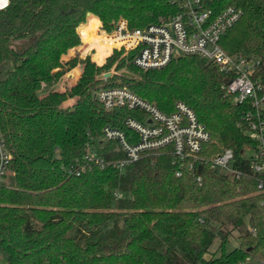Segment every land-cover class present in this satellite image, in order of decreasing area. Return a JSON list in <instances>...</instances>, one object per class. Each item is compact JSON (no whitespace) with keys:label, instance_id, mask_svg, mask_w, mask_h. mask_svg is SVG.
Masks as SVG:
<instances>
[{"label":"trees","instance_id":"1","mask_svg":"<svg viewBox=\"0 0 264 264\" xmlns=\"http://www.w3.org/2000/svg\"><path fill=\"white\" fill-rule=\"evenodd\" d=\"M178 2L9 0L0 9V133L12 156L0 184V250L7 264H240L263 255L264 191L242 158L253 143L243 121L250 108L225 96L231 76L198 56L148 71L133 64L135 52L115 51L102 67L85 59L98 40L113 42L97 36L96 18L81 26L88 15L108 32L120 20L145 28L176 15ZM215 3L217 12L228 6L243 11L221 46L264 60V0ZM13 41L24 42L23 50ZM78 65L76 80L49 89ZM114 65L115 73L100 79ZM116 88L166 114L177 103L188 105L212 137L205 158L232 149L243 175L232 178L167 153L145 155L122 171L110 165L69 172L92 147L107 161L124 157L116 141L102 139L103 130H122L130 140L124 122L140 114L106 111L95 97ZM233 232L238 245L227 252Z\"/></svg>","mask_w":264,"mask_h":264},{"label":"built area","instance_id":"2","mask_svg":"<svg viewBox=\"0 0 264 264\" xmlns=\"http://www.w3.org/2000/svg\"><path fill=\"white\" fill-rule=\"evenodd\" d=\"M216 0H179L176 15L160 18L158 23L145 28L131 29L120 20L112 33L103 32L98 27L99 38H107L113 47L104 62L114 50L125 55L135 52L133 64L144 71L161 69L174 59L184 56H198L213 62L221 72L229 74L231 80L224 87L225 96L236 105L247 104L250 110L244 116V123L250 140L251 154L242 155L249 165V173L258 181V188L264 191V60L252 54H229L221 40L242 18L243 11L228 6L216 11ZM79 33V32H78ZM94 52V54H93ZM97 49L93 47L85 56L91 57L98 67L104 63L96 61ZM94 57V58H93ZM95 97L106 111L118 108L138 112L139 118L128 117L124 124L133 132L130 138L122 130L105 127L102 139L116 141L124 157L105 160L99 156L96 147L89 148L81 159H76L67 167L69 172L84 171L94 166L105 169L115 165L124 170L145 155L167 153L176 161H198L209 164L210 168L232 178H239L243 172L235 166L236 158L232 149H224L209 159L205 150L212 137L196 113L186 104L177 103L173 112L166 114L156 105L127 89H101ZM245 146V147H246ZM2 134L0 133V184L5 181L11 161ZM190 170L193 166L190 165ZM178 176L180 173L177 174ZM197 181L201 183V178ZM122 199L121 193L115 195ZM264 264V255L250 257L240 264L252 261Z\"/></svg>","mask_w":264,"mask_h":264},{"label":"rangeland","instance_id":"3","mask_svg":"<svg viewBox=\"0 0 264 264\" xmlns=\"http://www.w3.org/2000/svg\"><path fill=\"white\" fill-rule=\"evenodd\" d=\"M89 16V15H88ZM100 21V20H99ZM88 23V21H86V23H84L82 26H84V25H86ZM100 25H99V27H101L100 29L104 32H107L108 34H110V33H112V31H110V32H108L107 30H105L104 28H103V24L101 23V21H100V23H99ZM81 27V26H80ZM80 27L78 28V30L80 29ZM80 35V34H79ZM80 38H81V45L79 46V47H81V46H83L84 45V41H83V39H82V37H81V35H80ZM12 44L14 45V47L15 48H17L18 50H20V51H22L23 50V48L25 47V44H24V42H21V41H13L12 42ZM111 43L108 41V40H103V39H101V40H98L97 41V51H98V53H97V58H98V62L99 63H102L103 62V60H104V58H105V56L108 54V51H109V48L111 47ZM79 47H77V48H75V49H73V50H71V51H75V50H77ZM115 51H118V50H114L110 55L112 56L113 54H114V52ZM93 54H94V52H93ZM88 55V54H87ZM89 56V55H88ZM110 56V57H111ZM91 58V57H90ZM94 58V57H93ZM95 59V58H94ZM91 60L93 61V59L91 58ZM107 60H108V58L106 59V61L102 64V65H105V63L107 62ZM97 65V64H96ZM67 66V65H66ZM102 67V66H101ZM115 67H116V65H114V67L112 68V70L111 71H109V72H106V73H104V74H102L101 76H103V75H105V74H107V73H111L112 75L115 73ZM80 72H81V67H80V65H78L77 67H75L73 70H71L64 78H62L56 85H53V86H51V87H49V89L51 90V89H55V88H58V87H61L62 85H63V83H64V80L65 79H67V78H70V79H73V80H76L77 79V77L79 76V74H80ZM100 76V77H101ZM47 93V92H46ZM251 149H250V147H244L243 148V150H242V155L244 156V157H247V156H249L250 154H251ZM232 235H233V237H231L230 238V245L227 247V252H230L232 249H233V247H235V246H237L238 245V242H237V237H238V234L236 233V232H233L232 233ZM218 240H216V242L214 243V245L212 246V248H211V251L212 252H216L217 251V246H218ZM217 255H220V253L218 252V254ZM263 255H264V252H263ZM208 257V256H207ZM0 264H7V256H6V254L4 253V252H2L1 250H0ZM249 264H258V262H256L255 260L254 261H252V262H250Z\"/></svg>","mask_w":264,"mask_h":264},{"label":"crops","instance_id":"4","mask_svg":"<svg viewBox=\"0 0 264 264\" xmlns=\"http://www.w3.org/2000/svg\"><path fill=\"white\" fill-rule=\"evenodd\" d=\"M8 4H9V0H0V9H4V8H6L7 6H8ZM94 17V18H96L98 21H99V19L97 18V17H95V16H93V15H89L88 16V18H87V21L89 20V18L90 17ZM100 22V21H99ZM82 26V25H81ZM64 62V61H63ZM49 92H51V91H49ZM49 92H47L46 94H48ZM46 94H44V95H46ZM76 98H74V99H70L69 101H67V102H71L70 104H65V106L67 107V106H72L73 104H75L76 103ZM66 102V103H67Z\"/></svg>","mask_w":264,"mask_h":264},{"label":"water","instance_id":"5","mask_svg":"<svg viewBox=\"0 0 264 264\" xmlns=\"http://www.w3.org/2000/svg\"><path fill=\"white\" fill-rule=\"evenodd\" d=\"M111 76H112L111 73H107V74L101 76L100 79H108V78H110Z\"/></svg>","mask_w":264,"mask_h":264}]
</instances>
